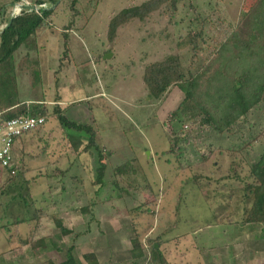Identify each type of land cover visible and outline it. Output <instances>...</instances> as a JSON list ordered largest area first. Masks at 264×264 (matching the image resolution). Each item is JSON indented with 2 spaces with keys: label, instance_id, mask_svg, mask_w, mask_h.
Listing matches in <instances>:
<instances>
[{
  "label": "rangeland",
  "instance_id": "rangeland-1",
  "mask_svg": "<svg viewBox=\"0 0 264 264\" xmlns=\"http://www.w3.org/2000/svg\"><path fill=\"white\" fill-rule=\"evenodd\" d=\"M35 1L19 0L6 6L0 26L20 12L22 5H34ZM44 1L55 9L52 21L36 30L27 41V48L21 46L13 53L15 65L24 66L26 60L36 59L40 71L39 83L35 85L31 84L28 69L15 71L19 100L43 103L48 112L58 104L68 119L93 124L97 143L105 153L107 172L136 158L138 167L134 161L133 175L139 182L143 170L156 192V213L137 219V237L130 216L123 213L122 201L98 204L94 214L99 222L91 224L87 236L77 239L78 243L87 237L97 241L89 246L78 244L76 256L83 264L82 254L86 251L93 252L99 264L130 259L134 242L144 243L148 235L160 239L156 248L161 249L168 264H264V223L244 222L239 188L264 147V106L251 109L239 120L245 132L237 133L239 141L236 133L220 134L221 151L215 148L211 154L201 141L194 149L198 155L188 151L179 158V164L167 152L171 138L167 116L183 99V93L172 86L159 99H152L142 81L144 66L169 54L179 55L183 67L191 72L207 65L214 57L218 37L236 25L243 8L253 0L171 1L172 7L163 5L143 20L132 19L121 25L112 40L107 35L110 19L126 6L144 0H77L74 13L66 0ZM201 22L204 37L199 41L200 50L195 54L191 46L178 48L183 36L199 29ZM29 134L22 150L25 153L19 150L20 142L11 149V163L29 169L22 176L18 172L13 185L0 196V264H56L65 259L68 243L48 217L37 223L36 209L43 207L51 212L54 200H62L55 190L63 189L61 185L69 190L72 173L80 171L84 179L83 191L79 197L74 195L70 203L73 212L64 223L69 228H81L84 223L79 206L119 193L112 187L97 189L91 183L95 159L91 157L90 161L86 153L72 154L64 131L53 116L48 115L44 126ZM249 136H257L258 140L246 151L231 150L234 141L239 147L242 139ZM215 138L219 137L214 135ZM69 162L74 164L63 177L48 180L43 175L48 169L45 165L65 168ZM52 185L55 189L50 191ZM141 199L139 194L136 204ZM128 203L131 205V200ZM106 215L111 217L104 219ZM212 216L215 224L206 223ZM27 218L30 219L16 222ZM101 229L103 232L99 233ZM30 236L45 237V246L31 248L28 241L22 242Z\"/></svg>",
  "mask_w": 264,
  "mask_h": 264
},
{
  "label": "trees",
  "instance_id": "trees-1",
  "mask_svg": "<svg viewBox=\"0 0 264 264\" xmlns=\"http://www.w3.org/2000/svg\"><path fill=\"white\" fill-rule=\"evenodd\" d=\"M66 1L69 9L76 12L74 6L77 0ZM171 1L177 0H144L137 5L126 6L110 19L107 26L108 38L112 40L117 29L132 19L143 20L163 5L172 7ZM17 2L19 0H0V18L6 10V6H11ZM35 4L41 5V7L37 10L22 7L19 14L13 18L9 16L6 21L3 20L5 26L0 29V119L31 115L42 116L46 122L48 115L53 116L64 131L72 154L86 153L90 159L91 157L95 159V175L91 183L97 185V189L112 187L114 190H118L119 193L114 196L109 194V197H102L99 201H92L78 207L83 215L84 223L81 228H65L58 212L62 207L66 209L70 207V203H73V192L75 197H79L83 191V175L80 171L72 173V185L68 186L69 190L61 185L63 189L59 191L64 193L56 195L62 200L57 201L56 199L54 200L55 203L52 201L53 210L51 212L43 210V207L36 209L38 211L36 214L37 223L42 217H48L59 228L61 238L68 243L65 259L56 264H83L74 250L78 246L77 239L89 233L92 223L99 222V218L94 214V208L98 204L109 202L110 205H113L122 201L124 204L123 213L130 216L132 230L137 237L140 235L137 229V219L140 216H153L156 213L154 209L156 192L141 167L142 171L138 176L141 179L139 182L133 175L134 161L138 167L136 158L128 159L113 167L111 172H107L105 153L97 143L96 129L93 124H83L68 119L63 113V108L58 104H54L51 111L48 112L46 107L42 105L43 103L35 105L19 100L15 71L18 68L28 69L32 85L39 83L40 71L36 59L26 60L27 64L24 66L22 63L15 65L13 53L21 46L28 47L29 38L35 34L38 28L48 25L52 21L55 10L53 6H46L44 0H36ZM203 29L204 24L201 22L199 29L194 32L189 31L183 36L177 43L178 48L183 49L191 46L192 51L196 54L200 50L199 41H202L204 37ZM229 29H231L229 32L226 31L218 37L220 41L217 48L213 50V59L199 70L191 72L185 69L177 54L166 55L162 60L144 66L142 81L150 98L159 99L172 86H176L183 93V99L167 116L168 131L171 135L170 148L167 152L174 156L179 164L181 163L179 158L185 157L186 153H189L188 151H191L189 154L198 155L194 149L196 144L201 141L210 154L215 148L221 151L219 146L223 139L220 138V134H245L239 120H243L246 115L250 114L251 109L263 108L262 106H264V0H253L247 7L243 8L239 21L233 28ZM62 35L67 51V40L65 34L62 33ZM181 124L185 126L182 128L180 127ZM247 131L249 132L251 129L247 127ZM214 135L219 138H215V140ZM82 136L86 138L83 139ZM236 137L239 141L240 136L237 134ZM83 140H85L84 144ZM256 140H258L257 136H252L246 140L242 139V144L239 147H236L238 141H234L230 148L232 151H246ZM164 153L166 152L163 151L162 154ZM263 157L264 147L258 159L250 165V175L241 179L239 186L244 209L242 219L246 223H264ZM21 162L23 163L22 160ZM73 164L69 162L65 168L58 166L51 168L50 165H45L48 169L43 175H46L48 180L61 178L67 174L68 169ZM187 164L189 166L191 163H188L187 160ZM28 169L18 163L3 166L0 161V196L4 194V189L6 190L13 185L20 173L22 176ZM12 170L14 173H11ZM234 179H238L235 174ZM54 187L52 185L48 189L51 191L55 189ZM49 194L51 195V193ZM139 194L142 197L139 200L141 203L136 204ZM129 200H131V205L128 203ZM64 201L69 202L65 204ZM116 212L119 213L118 210ZM110 217V215H106L104 219ZM213 218L214 216L211 220L208 219L206 223L215 224ZM28 219L30 218L16 220V222H25ZM149 228L148 225L145 230L147 231ZM102 232V229L99 230V233ZM144 239V243L139 240L136 245L134 242L130 259L115 261L111 264H168V260L161 249L155 248V243L159 245L160 239H152L148 235ZM27 241L31 248H39L45 246L46 238L33 239L32 237L29 240H22L23 243ZM82 259L85 264H99L96 255L91 251L83 253Z\"/></svg>",
  "mask_w": 264,
  "mask_h": 264
},
{
  "label": "built area",
  "instance_id": "built-area-1",
  "mask_svg": "<svg viewBox=\"0 0 264 264\" xmlns=\"http://www.w3.org/2000/svg\"><path fill=\"white\" fill-rule=\"evenodd\" d=\"M45 124L42 116L18 115L0 119V161L11 166V149L15 138L37 130ZM11 173H14L12 170Z\"/></svg>",
  "mask_w": 264,
  "mask_h": 264
},
{
  "label": "crops",
  "instance_id": "crops-1",
  "mask_svg": "<svg viewBox=\"0 0 264 264\" xmlns=\"http://www.w3.org/2000/svg\"><path fill=\"white\" fill-rule=\"evenodd\" d=\"M18 73V72H17ZM21 99V98H20ZM58 99L59 100H61L60 99V96L58 97ZM21 101H22V99H21ZM46 123V122H45ZM44 126V125H43ZM42 126V127H43ZM29 133H26V134H24V135H22V136H20L19 138H17L14 142H13V145H12V150L14 149V146H15V143L16 142H20L21 143V145L19 146V150L22 152V153H25V151H22L24 148H25V145H26V141L28 140V137H29V135H28ZM25 143V144H24ZM26 150V149H25ZM24 163V162H23ZM56 166V165H55ZM83 169H84V167H83ZM83 173L84 174H86L85 173V169H84V171H83ZM42 177V176H41ZM83 179H84V177H82ZM55 193L56 194H58V193H60V191H58V190H55ZM59 195V194H58ZM72 196H74V192L72 193ZM106 203V202H105ZM100 205V204H99ZM71 207V206H70ZM73 209V208H72ZM56 210V209H55ZM58 212H59V217L62 219V221H63V225L65 226V220H67L68 219V221H69V219L71 218V215L70 214H72V210H70V208H68V209H66L65 207H62L60 210H58ZM75 216H72V218H74ZM46 217H42L41 219H40V221H42V219H45ZM106 222V220H104L103 221V227H104V229L106 230L107 229V224L105 223ZM65 227H67V228H69L70 226H65ZM83 236H87V235H83ZM96 239L95 240H92V239H90V238H85V240L84 241H82V243H78V244H80L79 246H82V244H83V246H89L91 243H93V242H95L96 243ZM76 250V249H75ZM93 251V250H92ZM126 258H129V256L128 257H126ZM125 258V259H126ZM117 259H121V258H117Z\"/></svg>",
  "mask_w": 264,
  "mask_h": 264
},
{
  "label": "water",
  "instance_id": "water-1",
  "mask_svg": "<svg viewBox=\"0 0 264 264\" xmlns=\"http://www.w3.org/2000/svg\"><path fill=\"white\" fill-rule=\"evenodd\" d=\"M23 7H28V9H30V10H37V9H39L40 7H41V5H37V4H34V5H29V4H27V5H22ZM20 12H18V13H16L15 15H11L10 16V18H13L14 16H16L17 14H19ZM6 25H8V24H6ZM5 26V23L3 24V26H0V29L1 28H3ZM157 247V244H155V248Z\"/></svg>",
  "mask_w": 264,
  "mask_h": 264
},
{
  "label": "bare ground",
  "instance_id": "bare-ground-1",
  "mask_svg": "<svg viewBox=\"0 0 264 264\" xmlns=\"http://www.w3.org/2000/svg\"><path fill=\"white\" fill-rule=\"evenodd\" d=\"M23 7V6H22ZM26 8H28V7H26Z\"/></svg>",
  "mask_w": 264,
  "mask_h": 264
}]
</instances>
